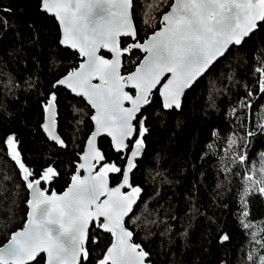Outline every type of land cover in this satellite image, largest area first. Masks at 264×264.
<instances>
[{
    "label": "snow or ice",
    "instance_id": "snow-or-ice-1",
    "mask_svg": "<svg viewBox=\"0 0 264 264\" xmlns=\"http://www.w3.org/2000/svg\"><path fill=\"white\" fill-rule=\"evenodd\" d=\"M164 6L167 11L162 10ZM144 7L143 23L153 31L141 38L133 20L134 0H40L41 10L58 23V44L80 58L51 83L53 90L42 104L43 131L49 140L67 147L56 130L54 90L61 87L82 97L94 110L90 116L94 128L61 194L48 187L61 175L57 168L49 164L34 173L22 159L16 136H6L7 155L18 167L30 198L23 228L0 246V264H92L93 259L95 264H151V253L133 242L135 233L127 226L129 220L134 224L139 219L131 214L142 189L133 185L132 174L149 131L142 110L153 104L154 93L163 109L179 110L185 90L232 49H253L256 83L264 93V0H171L170 4L169 0H145ZM0 11L11 9L0 7ZM157 12L161 13L158 21ZM7 23L0 19V26ZM137 51L142 55H135ZM260 127L264 129V124ZM102 136L111 138L117 153L130 152L125 166L105 162V153L97 145ZM236 144V138H229L225 154ZM246 159L243 154L232 156L234 164H244ZM110 174L118 176L115 186H110ZM242 184L239 223L245 230L255 229L249 233L254 247L246 259L264 264L260 251L264 221L251 220L249 208L254 194L264 197V154L258 167L247 170ZM102 234L111 240L93 258L89 244L100 245ZM228 240V234L220 237L221 243Z\"/></svg>",
    "mask_w": 264,
    "mask_h": 264
},
{
    "label": "trees",
    "instance_id": "trees-1",
    "mask_svg": "<svg viewBox=\"0 0 264 264\" xmlns=\"http://www.w3.org/2000/svg\"><path fill=\"white\" fill-rule=\"evenodd\" d=\"M134 5L133 20L143 38L153 31L143 23L145 0H134ZM0 7L11 9L0 11V19L8 21L0 26L3 246L12 232L23 228L28 200L19 169L7 155L3 143L6 136H16L22 159L34 173L49 164L57 168L61 175L48 187L59 194L69 185L92 131V112L82 99L55 89L57 133L67 147L47 140L41 130L42 104L53 90L51 83L66 68L75 66L79 57L58 44L59 26L41 11L40 0H0ZM160 15L155 13L157 21ZM135 55L142 54L137 51ZM256 66L251 47L246 52L232 49L186 93L180 111L163 109L158 93L154 94L153 104L142 111L148 118L146 150L132 174L133 185L142 189L131 214L139 219L134 224L129 220L127 226L135 233L133 242L151 253V264H251L246 256L254 247L249 233L255 229L245 230L239 223L238 194L247 170L258 167L264 154V129L260 127L264 124V93L259 92L256 83ZM230 136L237 139L234 155H246L244 164H234L232 155L225 156ZM99 147L105 153V162L125 166L129 151L115 153L108 139H101ZM109 179L111 186L119 182L117 174H110ZM249 208L251 220L257 224L264 221V197L254 194ZM223 234H228L229 240L221 243ZM102 237L100 245L89 244L93 258L111 240L109 235Z\"/></svg>",
    "mask_w": 264,
    "mask_h": 264
},
{
    "label": "water",
    "instance_id": "water-1",
    "mask_svg": "<svg viewBox=\"0 0 264 264\" xmlns=\"http://www.w3.org/2000/svg\"><path fill=\"white\" fill-rule=\"evenodd\" d=\"M42 11V10H41ZM43 12V11H42ZM43 13H45V12H43ZM45 14H47V13H45ZM48 16H50V17H52L51 15H49V14H47ZM52 18H54V17H52ZM55 19V18H54ZM56 21V20H55ZM57 22V21H56ZM58 24V23H57ZM63 49H66V48H64L63 46H61ZM66 50H69V51H71V52H74L73 50H71V49H66ZM75 53V52H74ZM223 57H221L219 60H221ZM80 59V58H79ZM218 60V61H219ZM217 61V62H218ZM216 62V63H217ZM215 63V64H216ZM214 64V65H215ZM213 65V66H214ZM212 66V67H213ZM211 67V68H212ZM210 68V69H211ZM209 69V70H210ZM208 70V71H209ZM207 71V72H208ZM206 72V73H207ZM206 73H204L201 77H199L195 82H194V84H193V86L195 85V83L198 81V80H200L202 77H204L205 75H206ZM192 86V87H193ZM192 87L191 88H189V89H186L185 90V94H184V96L182 97V103H183V99H184V97H185V95H186V93L188 92V91H190L191 89H192ZM58 89H63V90H65V91H67L72 97H74V98H80V99H82L85 103H86V105L90 108V110H91V112H92V114L94 113V110H92L91 109V107L87 104V102L82 98V97H77V96H75L74 94H72L70 91H68L67 89H64V88H58ZM155 94V93H154ZM182 107V106H181ZM181 109V108H180ZM180 109L179 110H177V109H175V108H173V109H168L167 111H171V110H175V111H180ZM166 110V109H165ZM143 111V110H142ZM90 121H91V119H90ZM43 123H44V120H43ZM42 123V124H43ZM91 124H92V130H93V128H94V125H93V123H92V121H91ZM41 130H42V132H43V134L45 135V137L47 138V135H46V133L43 131V128H42V125H41ZM57 130V129H56ZM58 134V133H57ZM101 139H108L109 140V142H110V144H111V138L110 137H107V136H102V137H99L98 138V140H97V145H98V147H99V141L101 140ZM47 140L49 141V142H51V143H54L55 144V142L54 141H51V140H49L48 138H47ZM86 143H87V140H86V142H85V145H84V148L86 147ZM128 143H134V138L132 139V140H130V141H128ZM133 145V144H132ZM132 147V146H131ZM84 148H83V150H84ZM129 148H130V146H129ZM145 150H146V147H144V150H143V152H142V154H141V156L140 157H138L137 158V160H136V165H137V163L138 162H140L141 161V159L143 158V156H144V153H145ZM115 153H117L115 150H113ZM127 152V151H126ZM126 152H124V153H126ZM124 153H117V154H124ZM82 154V153H81ZM130 154V152H128V155ZM79 162V161H78ZM103 163V162H102ZM125 164H126V161H125ZM136 169H137V167L135 168V169H133V173L136 171ZM97 171L99 170V165L97 166V169H96ZM84 173H83V171L81 172V175H83ZM70 184V183H69ZM110 186H111V184H110ZM68 187V186H67ZM67 189V188H66ZM65 189V190H66ZM64 190V191H65ZM27 191H28V199L30 198V192H29V190L27 189ZM125 191H127V189H125ZM50 194V193H49ZM59 194H61V193H59ZM138 202V201H137ZM137 205V204H136ZM136 205L134 206V209L136 208ZM26 207H27V203H26ZM134 209H133V211H134ZM27 212H28V207H27ZM26 219H27V214H26ZM106 235H108V234H106ZM110 236V235H109Z\"/></svg>",
    "mask_w": 264,
    "mask_h": 264
},
{
    "label": "rangeland",
    "instance_id": "rangeland-1",
    "mask_svg": "<svg viewBox=\"0 0 264 264\" xmlns=\"http://www.w3.org/2000/svg\"><path fill=\"white\" fill-rule=\"evenodd\" d=\"M230 138H233L232 136H230ZM228 143V142H227ZM228 145V144H227ZM234 147V146H233ZM228 148V146L225 148V150ZM233 150H234V148H232V150L230 151V152H228L227 153V155L225 154V156H230V155H234V153H233ZM225 152V151H224Z\"/></svg>",
    "mask_w": 264,
    "mask_h": 264
},
{
    "label": "flooded vegetation",
    "instance_id": "flooded-vegetation-1",
    "mask_svg": "<svg viewBox=\"0 0 264 264\" xmlns=\"http://www.w3.org/2000/svg\"><path fill=\"white\" fill-rule=\"evenodd\" d=\"M133 144V143H132Z\"/></svg>",
    "mask_w": 264,
    "mask_h": 264
}]
</instances>
